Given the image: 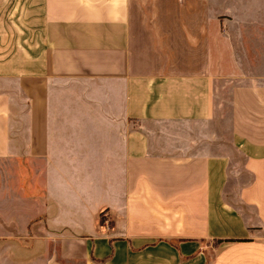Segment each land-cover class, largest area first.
I'll list each match as a JSON object with an SVG mask.
<instances>
[{"label":"crops","instance_id":"obj_1","mask_svg":"<svg viewBox=\"0 0 264 264\" xmlns=\"http://www.w3.org/2000/svg\"><path fill=\"white\" fill-rule=\"evenodd\" d=\"M227 84L234 200L141 127ZM0 264H264V0H0Z\"/></svg>","mask_w":264,"mask_h":264},{"label":"rangeland","instance_id":"obj_2","mask_svg":"<svg viewBox=\"0 0 264 264\" xmlns=\"http://www.w3.org/2000/svg\"><path fill=\"white\" fill-rule=\"evenodd\" d=\"M223 89L216 104L215 116L207 121L165 123L143 122L141 127L157 142L160 150H179V146L190 152H207L209 154H226L230 158L229 181L227 183V198L235 199L239 186L249 179L242 167V158L233 148L229 126V84ZM178 139V140H177ZM176 142V143H173ZM206 257L210 259L215 241H203ZM211 244V245H209Z\"/></svg>","mask_w":264,"mask_h":264},{"label":"trees","instance_id":"obj_3","mask_svg":"<svg viewBox=\"0 0 264 264\" xmlns=\"http://www.w3.org/2000/svg\"><path fill=\"white\" fill-rule=\"evenodd\" d=\"M100 220H101V222H103L104 221V216L101 214V216H100ZM221 239H216V240H214L215 242H217V241H220Z\"/></svg>","mask_w":264,"mask_h":264}]
</instances>
